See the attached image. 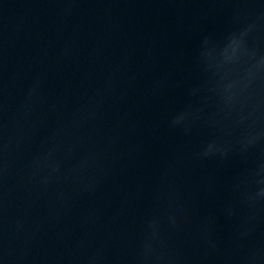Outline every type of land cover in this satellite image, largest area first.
<instances>
[{"label":"water","instance_id":"1","mask_svg":"<svg viewBox=\"0 0 264 264\" xmlns=\"http://www.w3.org/2000/svg\"><path fill=\"white\" fill-rule=\"evenodd\" d=\"M0 264H264V0H0Z\"/></svg>","mask_w":264,"mask_h":264}]
</instances>
